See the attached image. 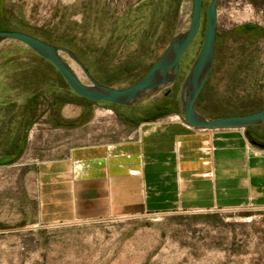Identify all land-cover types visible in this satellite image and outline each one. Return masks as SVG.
<instances>
[{
  "label": "rangeland",
  "instance_id": "obj_1",
  "mask_svg": "<svg viewBox=\"0 0 264 264\" xmlns=\"http://www.w3.org/2000/svg\"><path fill=\"white\" fill-rule=\"evenodd\" d=\"M209 2L205 0L203 15ZM263 5L264 0H219L214 66L203 107H264V13L257 10ZM192 6V0H0V12H6L13 28L58 40L75 38L99 61L111 63L110 69L131 62L132 68L140 65L137 71L161 55L174 33L187 29ZM204 26L202 18L175 83L123 111L137 124H124L103 104L87 105L74 97L61 98L56 105L44 101L16 165L73 147L127 140L140 123L148 122L141 120L152 116L149 110L166 92L174 110L163 118L176 115L183 120L180 89L200 52ZM65 58L87 83L78 65ZM32 69L37 74L45 71L65 86L56 71L23 44H0V158L7 150L6 138L21 134L14 135L13 123L6 122L21 113L26 94L17 80ZM260 130L264 132V125ZM34 179L29 169L0 166V264H264V208L158 213L44 227L37 224Z\"/></svg>",
  "mask_w": 264,
  "mask_h": 264
},
{
  "label": "crops",
  "instance_id": "obj_2",
  "mask_svg": "<svg viewBox=\"0 0 264 264\" xmlns=\"http://www.w3.org/2000/svg\"><path fill=\"white\" fill-rule=\"evenodd\" d=\"M17 162L7 165L35 178L37 224L44 227L264 208V144L250 141L244 128L197 129L176 115L142 122L124 141Z\"/></svg>",
  "mask_w": 264,
  "mask_h": 264
},
{
  "label": "water",
  "instance_id": "obj_3",
  "mask_svg": "<svg viewBox=\"0 0 264 264\" xmlns=\"http://www.w3.org/2000/svg\"><path fill=\"white\" fill-rule=\"evenodd\" d=\"M205 0H192L190 24L186 30L173 34L169 44L150 70L135 84L116 88L100 84L93 78L85 65L69 49L52 45L42 39L20 31H0V44L14 40L22 43L37 55L48 61L61 75L70 89L79 97L94 103H106L123 107H134L146 96L168 89L180 74L181 59L201 29L203 4ZM205 10L204 35L200 49L180 89L179 102L183 120L193 128L216 130L246 128L264 124V109L218 119H209L200 114L195 104L208 81L213 66L218 23V0H209ZM183 33L184 37L178 35ZM65 56L82 70L88 82L82 81L72 69ZM167 92L165 93V95Z\"/></svg>",
  "mask_w": 264,
  "mask_h": 264
},
{
  "label": "trees",
  "instance_id": "obj_4",
  "mask_svg": "<svg viewBox=\"0 0 264 264\" xmlns=\"http://www.w3.org/2000/svg\"><path fill=\"white\" fill-rule=\"evenodd\" d=\"M6 17H7L6 12L2 10L0 12V31L9 30V31L24 32L32 36H35L39 39H42L52 45L64 47V48L71 50L76 55V57L85 65V67L90 72V74L93 76V78L102 85L114 87L115 86L114 84H119V85H124V87L122 88H125L132 84H135V82H137L140 78L142 79V77L150 70L153 64L160 57V56L157 57L156 60L152 62L148 67L142 68L141 71H137L140 65L134 66L132 68L131 62H128L125 66H117L116 68H111L113 69L111 70L110 69L111 63H108V62L102 63L101 60L99 61V59H97L94 56L93 54L94 52L90 49V47L82 46L80 41H77V39L66 37L64 39L58 40V39L50 38L47 33L45 34L38 33L35 31H30V30H26L22 28L15 29L13 28V26H11V24L8 23V19ZM247 29L253 30L255 28H253V26H249L247 27ZM33 53L36 56H38L42 62H45L46 64H48L51 68H53L56 71V74L58 75V77L61 80H63V82L65 83V86H59L56 80L50 77L45 71L39 72L37 74L38 71L37 70L34 71V69H32L31 72L28 71L25 76H21L20 78H18L17 81L20 82V86L22 87V89L25 91V94H26L25 101H24L25 103H23L22 105L21 113L18 116H15L16 118L15 121L13 120V118H9V120H7L6 123L8 124L13 123L12 132L14 133V135H16L17 132L19 131H21V134L18 137V139L13 138L12 137L13 134L11 135V137L9 136L8 138H6L5 143L6 145L8 144V146H7V150H5L3 157L0 158V165L13 164L22 156L25 146H26L27 132L32 126V124L34 123V121L36 120L39 107L42 104H44V101L47 103H49L50 101L52 105H56L58 104V102L61 101L60 100L61 98H63V101H64L65 98L74 97L80 101L82 100V102L86 103L87 105L103 104V105H107L110 108H112L115 111L116 115L118 116L119 120L123 122L124 124H127L129 126H133L137 124L135 123V121L132 120V117L129 114H126L123 112L125 109H127V107L106 104V103H94V102H91L89 100H86L84 98L77 96L70 89V87L66 84L64 79L58 73V71L48 61H46L45 59L37 55L35 52ZM132 69L136 72L133 73ZM205 88H206V85L204 86L203 91L201 92L195 104V108L200 114H202L203 116L209 119H218V118L233 116L234 114L244 115V114L254 113V112L264 109L263 107L258 110H247L245 108L234 106V105L233 106L231 105V106H228L222 109L220 108L209 109L206 106L203 107L202 97H203V92ZM58 89L59 90L62 89V92L57 93ZM14 105L15 104L13 103L12 106ZM173 110H174V102L172 98H170V95H168L159 104L155 105L152 109L149 110L148 114H152V116L148 118H144L141 121L158 120L166 116L168 113L173 112ZM210 113L213 115H216V117H208V114ZM263 125L264 124L259 125V126L250 125L245 128L247 136L250 139V141L254 143L264 144V132L260 130V127Z\"/></svg>",
  "mask_w": 264,
  "mask_h": 264
},
{
  "label": "flooded vegetation",
  "instance_id": "obj_5",
  "mask_svg": "<svg viewBox=\"0 0 264 264\" xmlns=\"http://www.w3.org/2000/svg\"><path fill=\"white\" fill-rule=\"evenodd\" d=\"M204 4H205V1H204ZM204 4H203V10H204ZM219 8V0H218V3H217V10ZM206 10V9H205ZM257 10H261V14L264 13V5L261 6V8H257ZM203 13V12H202ZM205 16V12H204V15L202 14V18H204ZM256 29H253L252 31L254 32ZM259 31H261V29H259ZM169 93H167L164 97L168 96Z\"/></svg>",
  "mask_w": 264,
  "mask_h": 264
},
{
  "label": "bare ground",
  "instance_id": "obj_6",
  "mask_svg": "<svg viewBox=\"0 0 264 264\" xmlns=\"http://www.w3.org/2000/svg\"><path fill=\"white\" fill-rule=\"evenodd\" d=\"M178 36H179V37H177L178 39H180L181 37H184L183 33L179 34Z\"/></svg>",
  "mask_w": 264,
  "mask_h": 264
}]
</instances>
